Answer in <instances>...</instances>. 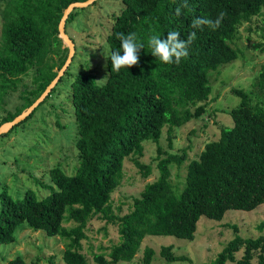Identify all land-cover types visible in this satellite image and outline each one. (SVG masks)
<instances>
[{
	"label": "trees",
	"instance_id": "obj_1",
	"mask_svg": "<svg viewBox=\"0 0 264 264\" xmlns=\"http://www.w3.org/2000/svg\"><path fill=\"white\" fill-rule=\"evenodd\" d=\"M87 0H0L2 31L0 39V111L5 113L0 127L30 108L58 76L69 55L60 38L59 25L66 9ZM101 0H98V2ZM187 7H184V3ZM106 38L109 48L108 75L104 82L89 68L77 72L75 54L72 64L47 99L19 126L33 119L59 88L69 83L70 100L76 120L74 146L77 163L70 172L67 163L57 164L48 174L50 182L41 184L46 195L29 189L22 199L7 191L0 196V245H11L22 225L45 231L65 243V264H89L83 242L94 219L118 227L120 242L106 254H94L96 264H129L150 236L175 237L192 241L202 217L221 222L230 211L252 212L264 205V104L256 94L233 89L240 104L226 112L232 125H222L220 136L205 146L198 159L188 164L185 179L175 183L172 168H181L188 158L166 152L161 140L173 148L174 131L206 112L214 102L210 74L238 60L243 52L235 47L238 30L254 17L264 15V0H123ZM181 11L177 14L176 9ZM76 9L69 16L66 32L75 42L70 25L85 12ZM224 13L221 24L213 30L208 25L193 29L192 21H215ZM171 31L186 40L195 31L187 57L180 63L166 64L152 55L149 38L162 40ZM136 33L139 63L119 72L112 71L110 56L121 52L117 33ZM256 50L262 44L255 45ZM175 61V58H173ZM33 72L31 85H23L15 109H8L10 93L18 91L24 77ZM257 85L264 94V66ZM68 99V98H67ZM9 135V134H8ZM7 134L2 135L6 137ZM157 145L156 179L148 182L132 210L120 216L113 208V193L124 179L125 162L133 161L142 179L155 173L153 164L142 159L145 143ZM37 181V180H36ZM38 183V182H37ZM234 238L216 259L206 264H264V235L245 238L236 225ZM264 232V221L257 227ZM145 264H151L156 251L145 248ZM160 255L167 262L185 261L165 246ZM189 261V260H186ZM6 264H27L17 256Z\"/></svg>",
	"mask_w": 264,
	"mask_h": 264
},
{
	"label": "rangeland",
	"instance_id": "obj_2",
	"mask_svg": "<svg viewBox=\"0 0 264 264\" xmlns=\"http://www.w3.org/2000/svg\"><path fill=\"white\" fill-rule=\"evenodd\" d=\"M123 0H101L86 9L76 21L70 25L71 34L77 42L76 68L86 67L104 82L108 75L107 59L109 48L106 38L111 31L115 16L123 8ZM2 31V12L0 7V39ZM235 47L241 54L237 61L225 65L218 72L210 74L212 98L214 102L207 106L206 112L187 125L174 131L173 148L170 149L165 129L161 145L171 154H182L185 150L188 158L181 168H172L175 183L182 182L187 174L188 164L198 159L205 146L220 136L222 125H232V118L226 113L232 110L241 99L232 94L233 89H243L256 94L254 100L263 102L264 94L258 87V75L264 66V52L256 50L255 45L264 46V15L254 17L237 32ZM33 72L24 77L18 91L10 93L8 109L14 110L23 85H31ZM69 83L59 88L53 97L36 112L33 119L19 126L6 137L0 138V196L7 191L14 199H22L29 189H35L40 196L47 194L41 184L50 182L49 170L57 164L67 163L68 172L76 165L77 151L74 146L76 136V120L70 98ZM68 98V99H67ZM47 99V98H46ZM5 113L0 111V122ZM157 145L145 143L143 161L153 164L155 173L150 179H142L133 161L125 162L124 179L120 187L113 193V208L116 214L123 216L132 210L134 198L139 197L148 182L157 177L156 162ZM37 180V181H36ZM38 182V183H37ZM1 209V198H0ZM264 221V205L252 212L230 211L225 219L217 222L202 217L198 222L196 237L192 241L175 237L150 236L145 238L142 250L129 264H145L143 251L151 247L156 255L151 264H206L214 261L235 234L228 224L236 225L239 233L245 238H257L263 233L257 230ZM16 242L11 245H0V264L17 256L24 258L27 264H65V243L58 237H49L45 231H34L21 226L16 232ZM120 242L117 226L107 225L100 219H94L88 228V239L83 242L84 254L89 264H96L94 254H108L110 248ZM165 246H173V252L189 261L169 263L160 255ZM227 264H231L230 262Z\"/></svg>",
	"mask_w": 264,
	"mask_h": 264
},
{
	"label": "clouds",
	"instance_id": "obj_3",
	"mask_svg": "<svg viewBox=\"0 0 264 264\" xmlns=\"http://www.w3.org/2000/svg\"><path fill=\"white\" fill-rule=\"evenodd\" d=\"M184 7H187L185 2ZM181 9L178 7L176 9L177 14H179ZM224 17V13H220L215 21L207 18H196L192 21L193 29H202V26L208 25L213 30L218 28L221 24V20ZM196 38V33L193 31L189 34L186 40L180 39V33L177 31H171L168 33L166 39H161L158 36H151L149 38V46L152 48L153 53L156 58L166 64H171L173 62L180 63L182 57H187L188 46ZM117 39L121 41L122 53L113 52L110 56L112 62V71L119 72L122 68H131L132 66L138 65L139 63V51L144 48L143 44L137 43L136 33H129L125 35L124 33H117ZM105 58H109L105 54ZM175 58V61H173ZM100 81V80H98Z\"/></svg>",
	"mask_w": 264,
	"mask_h": 264
},
{
	"label": "water",
	"instance_id": "obj_4",
	"mask_svg": "<svg viewBox=\"0 0 264 264\" xmlns=\"http://www.w3.org/2000/svg\"><path fill=\"white\" fill-rule=\"evenodd\" d=\"M98 0H87L85 2H77L71 4L65 11L64 16L59 25L60 38L63 40L65 47L69 48V55L66 63L62 67V69L58 72V76L53 80V82L48 86L46 91L40 96V98L25 112H23L20 116L16 117L13 121L6 122L0 127V137L2 135L8 134L11 130H13L16 126L24 122L50 95L53 89L57 86L61 78L65 75L66 71L72 64L73 58L76 54V45L75 42L71 39V37L66 32V23L69 16L76 9H84L87 8Z\"/></svg>",
	"mask_w": 264,
	"mask_h": 264
}]
</instances>
